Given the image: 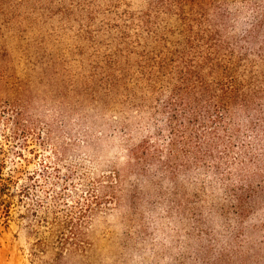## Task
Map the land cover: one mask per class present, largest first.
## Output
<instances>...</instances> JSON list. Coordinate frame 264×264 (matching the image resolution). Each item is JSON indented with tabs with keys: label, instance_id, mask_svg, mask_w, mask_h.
<instances>
[{
	"label": "rangeland",
	"instance_id": "374dc122",
	"mask_svg": "<svg viewBox=\"0 0 264 264\" xmlns=\"http://www.w3.org/2000/svg\"><path fill=\"white\" fill-rule=\"evenodd\" d=\"M18 1L0 14L1 183L11 205L7 212L0 204V264H264V202L240 223L234 199L203 168L182 178L177 195L155 169L146 180L129 166L128 149L157 121L119 104L103 111L79 87L114 50L115 16L98 10L89 23L82 0ZM115 171L125 176L122 204L95 203L82 228L86 249L57 263L55 218L86 203Z\"/></svg>",
	"mask_w": 264,
	"mask_h": 264
},
{
	"label": "trees",
	"instance_id": "16d2710c",
	"mask_svg": "<svg viewBox=\"0 0 264 264\" xmlns=\"http://www.w3.org/2000/svg\"><path fill=\"white\" fill-rule=\"evenodd\" d=\"M99 1L82 0L79 7L89 23L98 10L115 16L109 27L115 46L79 87L103 111L119 104L123 112H148L157 121L153 133L128 149L129 166L148 181L155 169L175 195L182 178L203 168L234 199L243 223L264 202V0ZM12 2L19 1L0 0L1 15L10 14ZM6 154L0 142V204L8 212L1 183ZM40 170L48 173L47 166ZM124 178L115 171L107 185L91 188L86 203L55 218L63 248L57 263L66 252L86 249L82 228L99 210L95 203L122 204ZM191 211L200 225L198 212Z\"/></svg>",
	"mask_w": 264,
	"mask_h": 264
}]
</instances>
